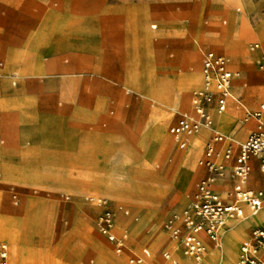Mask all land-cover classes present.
I'll return each mask as SVG.
<instances>
[{"label":"rangeland","instance_id":"rangeland-1","mask_svg":"<svg viewBox=\"0 0 264 264\" xmlns=\"http://www.w3.org/2000/svg\"><path fill=\"white\" fill-rule=\"evenodd\" d=\"M43 28L49 34L41 53L47 71L25 73L19 60L8 67L9 48L22 47ZM218 30L239 46L220 49L213 38ZM255 41L261 47L251 50ZM208 49L230 57L235 96L225 111L219 112L215 101L210 111L224 133H235L241 124L236 139L242 141L251 132L243 124L247 111L264 99L259 67L264 0H0V93L19 95L35 85L46 88L47 101L30 111L40 115L39 121L20 123L44 128L34 135L37 141L22 142V157L12 156V138L0 127V248L7 244V264H13L16 242L24 244L21 264H171L165 256L175 255L167 224L205 174L200 160L212 133L191 144L192 134L189 144L180 147L169 128L181 113L198 117L192 98L203 86L187 87V105L177 100L176 91L185 74L198 66L202 71V53ZM63 86L69 88L66 95ZM84 107L95 112L97 134H90L93 126L81 125ZM85 134L98 136L100 149H91L87 138L79 148ZM32 146L40 148L32 151ZM191 159L194 166H188ZM253 176L250 184L264 187L257 168ZM120 179L133 180V187L104 189L106 181L118 187ZM100 200L114 213L115 233L127 234L121 252L100 230ZM121 204L130 215L119 209ZM258 216L263 220L255 224H263L264 208ZM246 218L227 222L218 244L211 240L208 245L236 255L254 225L242 231ZM26 219L31 222L25 228ZM233 228L237 233L230 237ZM209 246L201 264L212 261ZM137 255L142 262L131 263ZM173 257L184 264L180 256Z\"/></svg>","mask_w":264,"mask_h":264},{"label":"built area","instance_id":"built-area-1","mask_svg":"<svg viewBox=\"0 0 264 264\" xmlns=\"http://www.w3.org/2000/svg\"><path fill=\"white\" fill-rule=\"evenodd\" d=\"M251 48H260V43H254ZM259 67L264 75V55L259 59ZM202 73L204 85L194 93L192 99L198 117L183 114L170 127V133L180 147H186L188 137L203 128L214 129L210 104L215 101L217 110L225 111L232 96L234 73L227 55L215 50L205 51ZM251 118L257 120V126L245 141L238 143L237 148L231 135L214 130L200 160L208 173L198 182L197 191L181 213L167 224L170 237L177 241L187 257L195 261H200L206 250V238L218 242L220 226L225 220L247 216L245 206L251 215L258 214L264 208V189L249 186L253 159L258 161L259 169L264 174V100L255 110L247 112L246 121ZM227 178L233 181L232 187L222 192L217 190L218 182ZM100 204L104 206L98 219L100 230L116 244L117 252H121L126 247L127 234L120 236L115 233L113 211L102 200ZM119 209L129 214L125 207L120 206ZM143 253L147 255L149 251L144 249ZM165 256L168 257V253ZM0 258L1 264H7L8 248L5 243L1 245ZM143 258L137 255L130 262L139 263ZM235 264H264V224L254 226L242 240Z\"/></svg>","mask_w":264,"mask_h":264},{"label":"crops","instance_id":"crops-1","mask_svg":"<svg viewBox=\"0 0 264 264\" xmlns=\"http://www.w3.org/2000/svg\"><path fill=\"white\" fill-rule=\"evenodd\" d=\"M44 28H46V27H44ZM44 28H43V31H41V33L39 35L32 37L22 47H20V48L10 47L9 48V50H8V55L9 56L8 57H9V61H10L9 63L10 64H9L8 67H14L13 66L14 63L17 60H19L20 61V65L21 66H24V67H20V70H22L25 73L31 72L32 74H42V73H45L47 71V69L49 68V66H47V64L44 63L43 60H42V58H41L42 47H44L45 45H48L49 44V38H48L49 37V34L47 33V31L45 33ZM213 38L216 41V44L219 45V48L220 49H225L226 50V49H231L234 46L235 47L236 46H239L238 43H237V41L234 40V38H232V39L225 38V36L219 30H218L217 33H215V35H214ZM256 42L260 43L259 41L253 42L250 45V49L251 50H253L251 48V46L254 43H256ZM221 45H228L230 47H220ZM260 47H261V43H260ZM258 49H255V50H258ZM208 50H214V49H208ZM205 51H207V50H205ZM205 51L202 53V59H203V55H204ZM219 53H223V52H219ZM229 53L233 57H236V55H237L233 50H230ZM223 54H225V53H223ZM225 55H227V54H225ZM61 68L62 69H65V66H61ZM263 80H264V75H263V79H262V84H263ZM129 89H131V88H129ZM45 90H46V88H41L39 86L31 85L30 87H28L27 91H25L23 94L7 96V95H1V93H0V127H2L3 128V131H5L12 138V143H13L12 145L14 147V150L12 151V156H14V157L15 156L19 157V154L21 156L22 150L25 149V147H20V145H22V142L24 140H28V141L32 140V141L35 142V141H37V138H35L34 135H37L38 132H40V133L42 132V134H43V129L44 128L43 129L42 128H38L37 129L34 126L22 125L20 123L23 122L24 120H26V121H37V120L39 121L40 120V118H39L40 115L37 117V115L32 114L30 111L33 110L35 106L36 107L39 106V104H42V103L43 104H47L46 96H45L46 95V91ZM68 90H69V88L67 86H63L62 89H61V93H63V94L66 95L68 93ZM119 94H121V92H119ZM233 99H235V96L232 93V96L228 99L227 107L229 105V102H232ZM88 100H89V98H88V96H86L84 98L85 104L89 102ZM177 103L180 104V105H183L180 102H177ZM259 104H258V106H259ZM211 107L212 106H209V111L211 110ZM216 107H217V105H216ZM81 111H82L81 112V115H80V118L82 120L81 121V125H83L84 127H88V128L93 126V128H94L93 131L92 132L89 131V132H90L91 135H92V133L97 134V131H98L96 129L97 128V123H96V119L97 118H96L95 112H92V111L90 112L89 109H88V107H84L83 110H81ZM237 111H238V107H237ZM247 112H249V111H247ZM183 114H187V113H181L178 116L177 120L173 124H175L178 121V119L180 118V116L183 115ZM226 119L229 120V118H228L227 115H226ZM243 124H248L249 125V129H251V132H252L256 128V126H257V120L254 119V118H251L248 122H244ZM241 128L242 127H241V124H240L236 128L233 129V131H235V133H233V134L227 133V134L231 135L234 138V141H235L234 143H235V147L236 148L238 146V143L245 141L248 138V136L250 135L249 134L247 136V138L244 139V140H242V141L237 140L236 139V132H238V130L241 129ZM203 130H205V132L207 134L209 132H211L212 133V136L214 134V130L220 131L217 128V125H216L215 121H214V129L203 128L201 131H203ZM169 132H170V128H169ZM220 132H222V131H220ZM222 133H224V132H222ZM197 134L190 137L191 144L193 143V141H195L197 139H201V140L204 139V136H199ZM42 137H43V135H42ZM85 138H87L90 141L91 149L93 147L95 149H97V150L100 149V144H99L98 136L95 139L94 137H91L88 134L87 135L85 134V136L80 140V145L81 146L79 148H83L82 146L84 144ZM159 138H161V137H159ZM43 140H44L43 138H42V140L40 139V142H43ZM154 140H155V137H154ZM208 140H206V143H207ZM160 142H161V140H160ZM172 143H173V140L171 141V145H172ZM206 143H205V145H206ZM188 144H189V140H188ZM171 145L168 148H170ZM205 145L203 146L201 158L204 155ZM223 146L224 145H220V147H223ZM37 148H40V146H32V149L31 150L32 151H35ZM168 148H164L163 150H166ZM184 158H185V156L183 157V162H184ZM195 161H196V159H195ZM194 163H195L194 160L192 161V159H191V161H190V163H189L188 166H194L195 165ZM6 167L7 166H5V168ZM11 167H14V166H10L8 168H11ZM255 168H257L258 171L260 172V174L262 175V178L261 179L264 182V174L259 169L258 161L256 159H253L252 160V173H251L250 180H249V186L256 187V188H263L264 189L263 186L250 184V181L252 180V177L254 179L253 174H254ZM207 173H208L207 172V169L205 168V174L202 176V178L204 176H206ZM260 180H258V181H260ZM198 182L196 184V190L194 191V193L190 197V199L187 200V202L185 203V205L189 203V201L191 200V198L194 196L195 192L197 191ZM232 185H233V181L231 179L227 178V179H224L222 181H219L218 182V185H216V187H217V190H219V191L222 192L225 189L231 188ZM120 206H123V207H125L126 209L129 210V214H126L123 211L124 214H126V215H130L131 214L130 209L127 206L122 205V204L119 205V207ZM245 210H246L247 216L249 215L252 218L251 219L249 218V219L245 220L242 223V225H241L242 231L246 227H248L249 225H251V224H254L253 227L254 226H257V225H261V224H255V223L261 222L263 220L260 216H258L261 211L258 214H256V215H251L250 212H249V208L247 206H245ZM135 219L137 220L138 217H135ZM251 229H250V231H251ZM250 231H248L247 235L243 239H245L249 235ZM239 236L240 235L238 234L237 237L239 238ZM210 241L211 240L208 239V238L205 239L206 246H209L208 243ZM174 242L177 243V241H175V240L172 239V241L170 242V247L173 246ZM214 243L216 245L218 244V242H214ZM239 247H240V244H239L238 248L236 249L237 252L239 251ZM210 248L212 249V251L210 252V255H209V257L212 258V261H211L210 264H225V262L231 261V260H234L235 263H236V261L238 259V253L236 255H234V254L230 253L226 249H222L221 248V249L216 250L213 247H210ZM177 250L180 253L184 254L183 251H182V249H181V247L178 245V243H177ZM8 253H9V250H8ZM184 259L185 260H189L188 257L185 254H184ZM169 261H170L171 264H176V263L180 264V262L176 258H174L173 256H171V255L169 257ZM0 264H1V258H0ZM25 264H33V263L30 262V261H27V263H25Z\"/></svg>","mask_w":264,"mask_h":264},{"label":"bare ground","instance_id":"bare-ground-1","mask_svg":"<svg viewBox=\"0 0 264 264\" xmlns=\"http://www.w3.org/2000/svg\"><path fill=\"white\" fill-rule=\"evenodd\" d=\"M246 58V57H245ZM195 85H200V86H202V85H204V76H203V74H202V72H201V70H200V68H199V66L197 67V69L193 72V73H191L190 75H186L185 74V76H183V78L181 79V81H180V89L178 90V91H176V93H177V100H178V98H182L183 99V101H184V104L185 105H187L188 103H189V97H186V96H183V93L185 92V90L187 89V87H189V86H195ZM217 118H218V120H221L222 121V119L224 120V119H226V117L224 116V115H218L217 116ZM204 132H201V131H199L198 132V134L197 133H195V134H193V135H199L200 133H201V136L202 135H205V130H203ZM225 134H227V133H225ZM192 135V136H193ZM229 135V134H228ZM136 175V174H135ZM133 180H128V179H120V181L118 182V184L116 185V186H118V187H115V185H114V183H112V182H109V181H106V186L104 187V189H108V190H116V191H118V192H122L121 190H130L131 189V187H133L132 186V182ZM117 183V182H116ZM86 186H90V185H86ZM94 186V185H93ZM95 188H99V187H97V186H94ZM126 193V192H125ZM128 194H130L129 192H127ZM251 219L252 217L251 216H247V218L246 219ZM231 220H237V219H232V218H229V219H227V220H225L222 224H221V226H220V230L227 224V222H229V221H231ZM243 221V220H242ZM30 222H31V220L29 219H26V223H25V225H24V227L26 228V225H27V223L28 224H30ZM231 223V222H230ZM237 223V222H236ZM231 224H234V223H231ZM228 225V224H227ZM238 226V225H237ZM234 230H235V228H233ZM237 233V230H235L233 233H231L230 234V237L231 236H234L235 234ZM13 258H14V260H13V264H21L20 262H21V251H22V246H24V244H22L21 242H16V243H13ZM205 246H206V244H205ZM208 247V246H207ZM228 247H230L229 245H228ZM24 249V248H23ZM172 251H173V253L175 254V255H178V256H180V258L182 259V261H183V263L184 264H201V262H202V260H203V256L201 257V259H200V261H195V260H193V259H191V258H189L188 257V259L189 260H185L184 259V254H180L179 252H177L178 250H177V243L176 242H174V244H173V248L171 249ZM175 255H173V256H175ZM204 255V254H203ZM169 257H170V255H169ZM115 263H117L118 262V259L117 258H113L112 259ZM210 260H212V258L210 259ZM237 262V261H236ZM22 263L23 264H25V263H27V260H26V262H25V260L24 261H22ZM170 263V262H169ZM182 263V262H181ZM176 264H178V263H176Z\"/></svg>","mask_w":264,"mask_h":264}]
</instances>
